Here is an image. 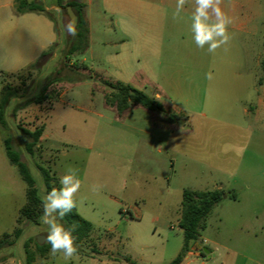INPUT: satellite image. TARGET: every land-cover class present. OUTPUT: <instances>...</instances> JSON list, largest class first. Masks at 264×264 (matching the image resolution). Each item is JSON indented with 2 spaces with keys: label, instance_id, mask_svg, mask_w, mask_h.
I'll return each instance as SVG.
<instances>
[{
  "label": "rangeland",
  "instance_id": "obj_1",
  "mask_svg": "<svg viewBox=\"0 0 264 264\" xmlns=\"http://www.w3.org/2000/svg\"><path fill=\"white\" fill-rule=\"evenodd\" d=\"M35 1L55 6V0ZM176 4L143 0L142 8L139 0H93L106 13L92 19L89 48L68 61L72 36L64 26L70 17L48 8L60 46L30 68L0 67V94L7 85L16 90L6 112L9 129L0 128V236L9 233L12 240L14 230L23 229L14 245L0 250V264L11 258L23 264L24 243L48 231L41 220L18 222L27 185L6 155L7 137L41 193L37 164L59 179L69 168L77 170V210L94 225L72 259L50 250L36 264H161V249L182 233L187 188L225 192L206 219L203 238L257 251L264 261V118L254 116L264 87V0H222L221 9L228 16L237 9L238 16L228 27L231 41L215 53L193 40L194 0L174 18ZM104 81L129 83L156 98L159 93L177 121L165 122V114L139 104L119 115L105 101L110 89ZM50 82L49 98L35 102ZM152 125L166 131L158 133L161 144L144 139ZM39 127L44 131L30 154L26 143L32 139L20 128ZM94 184L101 185L98 192ZM214 254L190 257L188 264H217L221 255Z\"/></svg>",
  "mask_w": 264,
  "mask_h": 264
},
{
  "label": "trees",
  "instance_id": "obj_2",
  "mask_svg": "<svg viewBox=\"0 0 264 264\" xmlns=\"http://www.w3.org/2000/svg\"><path fill=\"white\" fill-rule=\"evenodd\" d=\"M67 6H71L78 16L76 36L65 58L68 61L74 54H82L89 48V28L85 17V5L75 0L67 2H65V0H55V7L59 8L61 11H65L67 13ZM15 9L19 14L28 12L44 13L55 23V28L58 31L57 19L44 4L38 3L35 0H15ZM59 46L60 42H55L43 52L40 60L43 57L54 53ZM34 65L35 64L30 65L29 68ZM51 84L52 83L50 82L44 87L42 93L35 98V102L42 103L49 98L48 89ZM104 84L110 89V92L105 94V101L109 106L115 108L119 115H122L132 105L139 104L151 111H158L165 114V122H175L179 117L177 113L168 111L158 98L147 94L145 91L133 86L132 84L122 81H104ZM15 95L16 90L10 85L4 87L0 94V128L4 132H7L9 129V123L6 117L7 107L11 98L15 97ZM20 129L24 135L32 139L26 143V149L30 154H33V148L40 141L44 127H39L34 131L23 128ZM4 145L6 155L9 158L10 163L18 169L19 174L27 185L26 203L19 210L18 222L25 219L31 223L40 225V217L43 214V204L41 200V190L37 184V180L30 171L27 163L21 160L20 153L13 148L11 137H7L4 140ZM37 168L40 172L44 188L46 187L50 191L52 187L59 188L61 186L59 182L60 179L56 173L40 164H37ZM224 193L225 192L222 189H184L180 219V227L183 230L184 236L183 246L179 254L169 264H180L183 261L187 252L190 251L193 243L199 240L201 231L206 227V219L208 215L211 213L213 208L222 201ZM232 197L234 199L237 198L236 195H233ZM61 223L65 226V228L73 230L72 234L76 237L78 252H82L83 248L81 246L92 236L94 225L79 214L77 205L64 217ZM22 233V228H16L13 232L14 239L12 240L10 239L11 234H2L0 236V250L6 246L14 245L21 237ZM50 250L51 245L48 243L40 245L38 244L36 238L27 240L24 243L23 264H36L37 259L39 257L45 258ZM93 251H96V249L93 248Z\"/></svg>",
  "mask_w": 264,
  "mask_h": 264
},
{
  "label": "crops",
  "instance_id": "obj_3",
  "mask_svg": "<svg viewBox=\"0 0 264 264\" xmlns=\"http://www.w3.org/2000/svg\"><path fill=\"white\" fill-rule=\"evenodd\" d=\"M31 1V0H29ZM70 0H65V2ZM85 5V17L88 22L89 28V43L91 37V24L93 17L101 18V13H106V10L93 7V0H87V2L75 0ZM116 1V0H108ZM140 5L143 8V0H139ZM149 5H153L151 2ZM57 8V7H56ZM237 8V6H236ZM223 10V9H222ZM237 9L232 10L230 13L231 18L238 16ZM224 11V10H223ZM121 12H124L121 9ZM225 12V11H224ZM60 17V12L58 13ZM61 41V36L55 28V23L51 21L44 13L28 12L19 14L15 9V0H0V67L8 69H23L38 62L41 55L55 42ZM16 72L11 71L9 74ZM261 79L259 80V83ZM157 97L161 95L158 93ZM165 107V106H164ZM254 116L257 120L264 118V87L262 92H259L258 103L254 112ZM155 124V122H153ZM152 129H149L151 137L146 136L144 139L146 142L161 144V136L158 134L166 133L161 127H155L152 125ZM147 132V130H146ZM152 139V140H151ZM156 141V142H155ZM248 232L249 228L246 227ZM253 234V243H257V234L251 231ZM183 230L181 235L177 237V240L171 246H167L161 249L160 256L163 259L161 264H169L181 251L183 246ZM205 240V243L203 241ZM203 248H207L209 254L213 257L214 252L219 251L221 259L217 264H264V261L258 256L257 251L254 252H241L235 248L221 242L220 240H207L200 236L199 240L193 243L189 252H187L183 261L180 264H188L190 257H196L194 250H200V244ZM256 250V246L251 248V251ZM38 260V259H37ZM15 258H11V264H16Z\"/></svg>",
  "mask_w": 264,
  "mask_h": 264
},
{
  "label": "clouds",
  "instance_id": "obj_4",
  "mask_svg": "<svg viewBox=\"0 0 264 264\" xmlns=\"http://www.w3.org/2000/svg\"><path fill=\"white\" fill-rule=\"evenodd\" d=\"M187 0H177L174 18L179 17ZM222 0H194V11L191 16V32L193 40L198 48H205L209 53H215L217 49L227 45L232 35L228 32V27L233 24V19L221 9ZM46 8H49L45 4ZM59 8L52 6L49 10ZM68 35L76 34V18L73 16L64 26ZM60 187H52L49 191L42 188L41 200L43 204V214L40 217L43 224L48 226L45 242L51 245V255L62 253L65 260L72 259L78 254L76 237L72 234V229L65 228L61 223L64 217L76 207L74 199L76 193L81 188V180L77 176V170L69 168L60 177ZM101 185L94 184L92 190L98 192Z\"/></svg>",
  "mask_w": 264,
  "mask_h": 264
},
{
  "label": "water",
  "instance_id": "obj_5",
  "mask_svg": "<svg viewBox=\"0 0 264 264\" xmlns=\"http://www.w3.org/2000/svg\"><path fill=\"white\" fill-rule=\"evenodd\" d=\"M67 14H68V16L70 18L73 17V16L76 18V32H77L78 16H77V14L75 13V11L73 10V8L71 6H67ZM75 36H76V34L71 37V39H70V41L68 43V46H67V49H66V53L65 54H67V52L70 50ZM36 239H37L38 244L42 245L44 243V241H45V236L40 235ZM204 251H205V253L207 255L209 254V251H208L207 248H204Z\"/></svg>",
  "mask_w": 264,
  "mask_h": 264
},
{
  "label": "built area",
  "instance_id": "obj_6",
  "mask_svg": "<svg viewBox=\"0 0 264 264\" xmlns=\"http://www.w3.org/2000/svg\"><path fill=\"white\" fill-rule=\"evenodd\" d=\"M203 243H205V240L203 241ZM203 243L200 244V250L199 249H195L194 250V255L196 257H200V258H203V259H211L212 256L210 254L205 256V254L203 253V248L201 247V245H203Z\"/></svg>",
  "mask_w": 264,
  "mask_h": 264
}]
</instances>
